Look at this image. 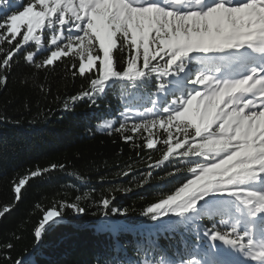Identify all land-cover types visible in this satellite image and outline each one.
Here are the masks:
<instances>
[{"label":"snow or ice","instance_id":"snow-or-ice-1","mask_svg":"<svg viewBox=\"0 0 264 264\" xmlns=\"http://www.w3.org/2000/svg\"><path fill=\"white\" fill-rule=\"evenodd\" d=\"M64 57L78 58L73 77L89 85L69 97L71 104L103 103L106 111L93 116L97 130L124 133L133 120L132 133H148L147 149L155 147L153 128L166 131V151L149 168L169 162L165 174L173 179L156 186L169 194L144 215L178 246L159 251L158 259L121 258L118 237L132 226L118 219L127 209L104 198L90 226L113 238L104 264H264V0H0L5 91L19 71L22 84L46 95L26 69H46ZM110 96L122 101L115 112ZM63 107L71 110L68 102ZM180 160L191 165L187 173ZM64 167L36 168L14 181L13 204L0 208V219L22 201L31 180ZM86 197L60 208L81 217ZM70 224L62 210H45L34 230L38 248ZM13 248L0 244V261L35 264L32 256L13 259Z\"/></svg>","mask_w":264,"mask_h":264},{"label":"trees","instance_id":"trees-1","mask_svg":"<svg viewBox=\"0 0 264 264\" xmlns=\"http://www.w3.org/2000/svg\"><path fill=\"white\" fill-rule=\"evenodd\" d=\"M74 63L78 65V58L64 57L46 69H26L35 73V83L45 86L46 95L38 87L30 86L31 82L22 84L19 71L10 77L6 91L0 85V119L6 117L11 121L0 124V208L13 204V182L27 172L53 164L65 166L63 171H51L30 181L22 201L11 214L0 219V244L11 242L13 259L32 256L35 264H104L112 255L113 238L90 226L102 214V199L109 198L110 207L127 209V215L118 219L135 227L118 237L121 258L139 262L158 259L161 250L171 253L178 240L169 239L144 215L148 206L169 194L167 190L158 191L156 186L173 179L165 174L172 170L169 162L159 169L149 168L166 151V131L159 126L153 128L155 147L147 149L148 133H132L133 120L128 121L124 133L97 130L93 116L106 111L103 103L97 109L87 101H79L75 106L69 101V97L89 86L86 78L73 77ZM108 99L115 112L122 101L115 96ZM65 102L70 111L64 110ZM122 135H131L132 141L125 142ZM175 138L174 134L173 142ZM179 165L183 173L191 167L186 160H180ZM129 167V175H122ZM85 192L88 197L79 202L86 209L85 215L76 217L72 209L60 208L62 203H72ZM53 207L65 212L71 224L52 234L38 248L34 230L44 211ZM120 245L126 251L120 250Z\"/></svg>","mask_w":264,"mask_h":264},{"label":"rangeland","instance_id":"rangeland-1","mask_svg":"<svg viewBox=\"0 0 264 264\" xmlns=\"http://www.w3.org/2000/svg\"><path fill=\"white\" fill-rule=\"evenodd\" d=\"M121 223H124V224H126V222L125 221H123V220H119Z\"/></svg>","mask_w":264,"mask_h":264}]
</instances>
